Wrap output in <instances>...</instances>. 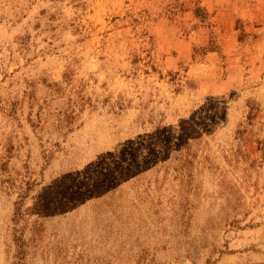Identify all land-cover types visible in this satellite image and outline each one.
Segmentation results:
<instances>
[{"label":"rangeland","instance_id":"374dc122","mask_svg":"<svg viewBox=\"0 0 264 264\" xmlns=\"http://www.w3.org/2000/svg\"><path fill=\"white\" fill-rule=\"evenodd\" d=\"M0 264H264V0H0Z\"/></svg>","mask_w":264,"mask_h":264}]
</instances>
